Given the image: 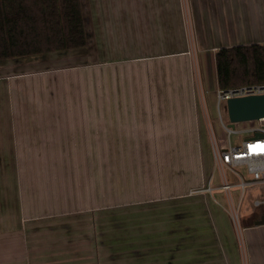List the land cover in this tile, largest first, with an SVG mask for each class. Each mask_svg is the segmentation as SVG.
I'll return each instance as SVG.
<instances>
[{"label":"crops","instance_id":"crops-1","mask_svg":"<svg viewBox=\"0 0 264 264\" xmlns=\"http://www.w3.org/2000/svg\"><path fill=\"white\" fill-rule=\"evenodd\" d=\"M80 7L84 47L32 55L46 63L0 74V264H137L117 256L131 248L120 238L116 256L103 258L94 215L178 199L202 182L190 177L208 144L189 60H199L213 91L215 51L264 43V0H80ZM157 155L182 156L174 157L182 170L177 197H166L165 178L154 196L139 173L151 163L136 156ZM120 156H128L126 167ZM192 219L191 241L175 244V264H264V224L238 230L222 211Z\"/></svg>","mask_w":264,"mask_h":264},{"label":"rangeland","instance_id":"rangeland-1","mask_svg":"<svg viewBox=\"0 0 264 264\" xmlns=\"http://www.w3.org/2000/svg\"><path fill=\"white\" fill-rule=\"evenodd\" d=\"M193 45L194 44L192 43L190 44L192 50L195 48V45ZM45 59V56L32 57L31 55V57L27 56V58L24 59L10 58L6 61H0V74H4L5 72L12 73L17 71H30L32 68H35L34 65L46 63ZM14 60H19L20 62L16 63ZM189 64L194 98L201 100L199 106L200 109L204 111L203 125L206 142L208 144V152L210 153L209 163L206 146V152L204 151L199 154L201 161L203 157V164L202 162L199 163L200 171L191 173L190 177L193 176L192 180L200 177L202 182L197 186L188 188L184 187L181 189L178 199L152 202L146 204L145 206H136L131 208H124L121 206L109 207L95 214L93 224L94 227H97L99 232L98 241L101 240L103 242V258H112L113 254L114 257L116 256L117 253L115 254L113 250L114 247L112 242H114V238H120V241L118 240L121 243L120 245L128 240L127 242H129V244H131V248H133L131 249L130 247H127L125 249L123 248L124 250L120 249L118 252L119 255L117 256L121 260H132L137 264H175V244L182 243L183 241H191V221L193 220L192 217L194 215L196 216L197 212H236L239 216L240 226H245L250 222V220L258 219L264 214L263 208L258 211L257 208L255 209L251 204V201L256 198L257 195L256 188L245 189L244 197L242 198L240 206L237 205L239 191L234 188L231 192L233 209H231L226 195L221 190H218L217 187L221 183L220 170H218L213 163L211 150L214 144V138L220 143L221 140L225 139V134L219 126L217 114L215 115L216 105L214 103L211 104L212 97L218 89L215 72V59L213 57L215 78V89L213 91H207L204 87V79L199 65V60L197 58H190ZM224 109L225 103H223L221 107V112L223 113H221V116L224 119V122L229 125ZM262 123L264 124V121H262ZM256 124H258V121L244 122L235 124V127L236 129H248L250 126H255ZM250 135L251 134L249 132L233 133L230 135V141L233 145H236L242 139L250 137ZM126 157L128 156H120V159L124 158L122 161V165L124 167L127 166L125 162ZM136 157H138V160L141 161V163L144 158L151 163L150 167L145 170L144 166L146 165L143 163L139 164L141 169L139 173L141 177L146 176V180L149 181L150 179L151 183H153V192H155L154 196H157L159 190L157 185H159L162 179L165 178L167 183V188L165 190L166 197L168 199L173 198L172 196L177 197V185L181 182L179 175L182 170H180L179 164L175 165L176 162H174V157L176 159L179 157L180 159L182 157L181 155ZM162 164H165V166L162 167ZM223 171L230 183H237V180L232 176L228 169H223ZM238 171L244 176H248L244 167H239ZM122 174L123 182H126L127 184V170H124ZM211 176L212 186L215 188L212 196L202 194L188 195L191 190L203 187ZM253 209H255L254 211L256 213L250 215V212ZM135 215L136 218H134ZM140 216H142L141 222ZM130 222L133 225L128 227ZM127 227L128 229H124ZM178 233H180L179 236ZM149 242L153 244L150 245V247L148 246ZM160 250L163 251L161 254L159 252ZM149 258L151 259L150 261H145L149 260Z\"/></svg>","mask_w":264,"mask_h":264},{"label":"trees","instance_id":"trees-1","mask_svg":"<svg viewBox=\"0 0 264 264\" xmlns=\"http://www.w3.org/2000/svg\"><path fill=\"white\" fill-rule=\"evenodd\" d=\"M86 43L80 0H0V60L81 48ZM214 59L218 89L264 82V43L220 48Z\"/></svg>","mask_w":264,"mask_h":264},{"label":"built area","instance_id":"built-area-1","mask_svg":"<svg viewBox=\"0 0 264 264\" xmlns=\"http://www.w3.org/2000/svg\"><path fill=\"white\" fill-rule=\"evenodd\" d=\"M261 94H264V82L231 87L225 90L217 89L215 92L217 119L220 128L225 134V139L219 143L214 138L211 156L215 167L220 170L221 183L217 188L226 195L230 205L233 201L231 192L234 188L239 191L237 204L239 206L244 197L245 189L256 188L257 195L251 201V204L254 208L264 207V124L262 123L264 120H259L258 124L250 126L248 129H236L235 124L230 127L221 116L220 105L230 98ZM243 132H249L251 134L250 137L242 139L238 144L233 145L230 141V135ZM239 167L246 169L247 177L238 171ZM223 169H228L237 180V183H230ZM214 190L211 176L203 187L191 190L188 195L202 194L212 196ZM231 221L235 228L239 230V216L236 212H231Z\"/></svg>","mask_w":264,"mask_h":264},{"label":"water","instance_id":"water-1","mask_svg":"<svg viewBox=\"0 0 264 264\" xmlns=\"http://www.w3.org/2000/svg\"><path fill=\"white\" fill-rule=\"evenodd\" d=\"M225 112L229 126L236 123L264 120V94L235 97L226 100ZM264 224V215L255 225Z\"/></svg>","mask_w":264,"mask_h":264}]
</instances>
